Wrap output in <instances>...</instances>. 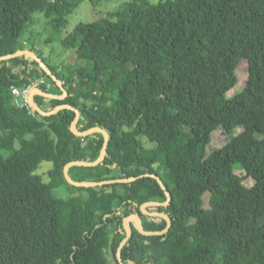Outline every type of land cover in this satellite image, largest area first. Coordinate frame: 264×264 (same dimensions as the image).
<instances>
[{
    "label": "trees",
    "instance_id": "obj_1",
    "mask_svg": "<svg viewBox=\"0 0 264 264\" xmlns=\"http://www.w3.org/2000/svg\"><path fill=\"white\" fill-rule=\"evenodd\" d=\"M85 1L0 0V58L34 53L39 20L54 42ZM75 30V49L87 50L68 72L35 53L66 97H33L45 113L72 109L18 107L13 87L63 91L27 56L0 61V264H109V250L120 264L126 218L167 227L151 214L170 228L142 235L131 221L122 264H264V0H128ZM244 65V87L228 97ZM76 110L75 130L100 129L108 146L70 178L136 180L67 182L64 168L97 161L104 145L100 132L74 133ZM217 130L229 139L206 155ZM45 162L46 182L36 174ZM147 203L158 205L144 213Z\"/></svg>",
    "mask_w": 264,
    "mask_h": 264
},
{
    "label": "rangeland",
    "instance_id": "obj_2",
    "mask_svg": "<svg viewBox=\"0 0 264 264\" xmlns=\"http://www.w3.org/2000/svg\"><path fill=\"white\" fill-rule=\"evenodd\" d=\"M128 0H86L82 3L79 8L69 17V23L66 29H64L56 40L48 45L45 41L53 35L50 28H46L44 20H39L37 25L33 26L32 31L37 36V49L34 53L41 54L44 59L51 62L53 65L60 66L61 69L68 72L70 68L77 63H80L86 55L87 48H84L78 52L75 49L76 44V26L80 23H92L99 18L107 15L108 12L115 10L119 5ZM38 17L41 15H37ZM33 45L29 44L28 49L32 48ZM88 54V53H87ZM246 65L238 72L239 85L235 89L228 93V97L232 96L235 92H239L244 87L246 82ZM242 131V128H238L235 135H238ZM228 137H224L222 130H217L213 133L210 142L204 147L206 155L210 154L213 150L220 149L228 141ZM52 168L50 163H42L37 169L36 174L41 176L44 182L48 181L47 172ZM235 173L243 177L244 172L235 170ZM243 184L247 187L253 185L252 179H244ZM208 195L204 196V200L208 201ZM72 216L74 218H81V210L74 209ZM133 221H136L133 219ZM109 264H116L114 257L109 250L107 253Z\"/></svg>",
    "mask_w": 264,
    "mask_h": 264
},
{
    "label": "water",
    "instance_id": "obj_3",
    "mask_svg": "<svg viewBox=\"0 0 264 264\" xmlns=\"http://www.w3.org/2000/svg\"><path fill=\"white\" fill-rule=\"evenodd\" d=\"M22 56H27L29 58H31L32 60L36 61L37 63H39L40 67L47 73V75L49 77H51L53 79V81H55L57 83V85L62 89L63 91V95L60 96V97H56V96H52V95H46V94H43L42 92H39L40 95L42 96H45V97H49V98H55V99H61L63 100L65 97H66V91L62 88V84L61 82H59L56 77L46 68L45 64L42 62V60L33 52H30L28 50H24V51H18L17 53L13 54V55H8V56H4V57H1L0 58V61L2 60H6V59H10V58H14V57H22ZM31 105L32 107L41 115L43 116H49V115H53V114H56L58 111L62 110V109H72V107L70 106H61V107H58L56 108L54 111L50 112V113H45L43 112L34 102L33 98L31 100ZM76 118L73 122V125H72V130L74 131L75 134H77L78 136H81V137H85L93 132H100L103 134L104 136V145H103V148H102V152H101V155L100 157L98 158L97 161L93 162V163H86V162H74V163H71V164H68L65 168H64V176L67 180V182L70 184V185H73V186H77V187H86V186H90V187H96V186H103V185H107V184H111V183H116V182H124V183H128V182H131V181H134L136 180L135 178L133 179H128V180H114V181H106V182H99V183H78V182H74L69 174H68V170L70 167L72 166H83V167H94V166H97L105 157L106 155V150H107V146H108V136L107 134L100 130V129H92V130H89V131H86L84 133H79L75 130V125L76 123L78 122L79 118H80V112L76 110ZM158 183L159 185L161 186L162 189H164V185L163 183L158 180ZM166 195H167V198H168V201L163 204V205H167L168 202L170 201L171 199V196L169 194V192H166ZM153 205H158V204H154V203H147L145 205H143L141 207L142 211L144 213L145 212V208L148 207V206H153ZM152 216H159V217H162L166 220L167 222V227L163 230V231H160V232H147L145 230H143L142 228V225H141V221H140V218L137 217V216H130L128 218H126L124 220V224H125V228H126V238L125 240L121 243L119 249H118V252H117V258L121 263V260H120V251L121 249L123 248V246L127 243L130 235H131V227H130V222L134 220H136V225H137V229L138 231L142 234V235H161V234H164L165 232H167V230L170 228L171 226V222L169 220V218L166 216V215H163V214H151Z\"/></svg>",
    "mask_w": 264,
    "mask_h": 264
},
{
    "label": "built area",
    "instance_id": "obj_4",
    "mask_svg": "<svg viewBox=\"0 0 264 264\" xmlns=\"http://www.w3.org/2000/svg\"><path fill=\"white\" fill-rule=\"evenodd\" d=\"M37 84L43 85L44 81L39 80L38 82H34L24 88H12V95L14 97L15 104L20 108H27L28 110H30L31 114H33L32 110L34 109L31 105V100L33 97L40 95L39 92H41L36 88Z\"/></svg>",
    "mask_w": 264,
    "mask_h": 264
}]
</instances>
